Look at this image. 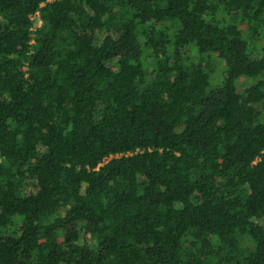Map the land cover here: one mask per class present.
Instances as JSON below:
<instances>
[{
    "label": "trees",
    "instance_id": "obj_1",
    "mask_svg": "<svg viewBox=\"0 0 264 264\" xmlns=\"http://www.w3.org/2000/svg\"><path fill=\"white\" fill-rule=\"evenodd\" d=\"M0 264H264V0H0Z\"/></svg>",
    "mask_w": 264,
    "mask_h": 264
},
{
    "label": "rangeland",
    "instance_id": "obj_2",
    "mask_svg": "<svg viewBox=\"0 0 264 264\" xmlns=\"http://www.w3.org/2000/svg\"><path fill=\"white\" fill-rule=\"evenodd\" d=\"M222 68H223V65L220 64L219 67L216 68V71H214L211 74V77H210V87L211 88H215V87H217L220 84V82H219L221 80L220 71L221 70L223 71Z\"/></svg>",
    "mask_w": 264,
    "mask_h": 264
}]
</instances>
